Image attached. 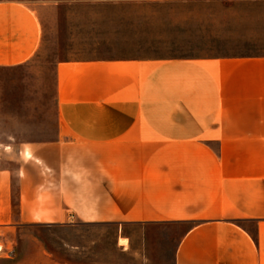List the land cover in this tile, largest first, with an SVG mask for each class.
Returning <instances> with one entry per match:
<instances>
[{
	"label": "crops",
	"instance_id": "1",
	"mask_svg": "<svg viewBox=\"0 0 264 264\" xmlns=\"http://www.w3.org/2000/svg\"><path fill=\"white\" fill-rule=\"evenodd\" d=\"M44 26L0 0V67L30 63ZM54 84L53 118L20 120L39 135L0 143L1 233L192 224L174 264H264V52L68 58Z\"/></svg>",
	"mask_w": 264,
	"mask_h": 264
},
{
	"label": "rangeland",
	"instance_id": "2",
	"mask_svg": "<svg viewBox=\"0 0 264 264\" xmlns=\"http://www.w3.org/2000/svg\"><path fill=\"white\" fill-rule=\"evenodd\" d=\"M21 1L40 9L44 42L30 63L0 67V143L10 135H39L35 126H20L24 117L38 118L39 108L53 118L57 61L264 52V0ZM191 225L23 226L13 240L0 232V264H174L180 236Z\"/></svg>",
	"mask_w": 264,
	"mask_h": 264
},
{
	"label": "built area",
	"instance_id": "3",
	"mask_svg": "<svg viewBox=\"0 0 264 264\" xmlns=\"http://www.w3.org/2000/svg\"><path fill=\"white\" fill-rule=\"evenodd\" d=\"M4 252V247H3V244H2V241H1V238H0V256L1 254Z\"/></svg>",
	"mask_w": 264,
	"mask_h": 264
},
{
	"label": "trees",
	"instance_id": "4",
	"mask_svg": "<svg viewBox=\"0 0 264 264\" xmlns=\"http://www.w3.org/2000/svg\"><path fill=\"white\" fill-rule=\"evenodd\" d=\"M63 1H68V0H63Z\"/></svg>",
	"mask_w": 264,
	"mask_h": 264
}]
</instances>
